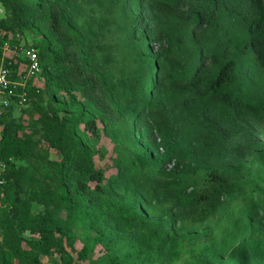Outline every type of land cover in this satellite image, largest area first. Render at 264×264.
<instances>
[{
	"label": "trees",
	"instance_id": "16d2710c",
	"mask_svg": "<svg viewBox=\"0 0 264 264\" xmlns=\"http://www.w3.org/2000/svg\"><path fill=\"white\" fill-rule=\"evenodd\" d=\"M76 5L78 0H0V57L5 46L12 51L5 60L12 77L23 69L25 40L36 36L30 43L41 65L36 77L49 100L41 105L33 99V77L18 91L32 98L43 140L59 154L44 157L32 134L20 135L13 106L2 108L0 246L16 264H41L23 246L22 233H37L44 250L69 242L79 213L109 198L113 184L122 181L120 163L109 175L95 165L106 149L92 147L86 136L112 141V126L129 123L142 151L126 154V180L144 191L148 179L176 178L186 190L194 185L186 175L195 157L218 149L236 130L249 131L252 118L264 115V80L247 85L240 65L247 59L264 74V0H98L91 26ZM154 109L168 111L166 118L155 119ZM185 124L191 134L184 145ZM197 129L201 134H192ZM28 156L46 160L51 173L29 175L27 166H13L11 160ZM204 177L211 186L189 199L198 221L233 180L218 167ZM32 203L43 204V211L33 214ZM59 210L65 213L60 222ZM130 227L138 243L168 228L143 216ZM194 261L208 264L199 256Z\"/></svg>",
	"mask_w": 264,
	"mask_h": 264
},
{
	"label": "rangeland",
	"instance_id": "374dc122",
	"mask_svg": "<svg viewBox=\"0 0 264 264\" xmlns=\"http://www.w3.org/2000/svg\"><path fill=\"white\" fill-rule=\"evenodd\" d=\"M97 3L98 0H78L74 7L89 26ZM3 15L0 7V16ZM99 25L104 26V23ZM35 39V35L28 36L26 47L31 48L30 43ZM6 54L13 55L9 49ZM240 65L247 85L258 86L264 80V74L260 75L247 59ZM32 81L37 92L33 99L37 96L44 105L49 94L45 92L43 80L35 76ZM31 99L27 98L23 105L13 106L11 118L16 122L20 135H33L36 148L44 157L58 159L59 154L43 140L36 122L37 115L30 107ZM167 112L160 109L151 111L157 120L166 118L163 113ZM112 128L115 140L111 141V136L104 135L98 143L88 136L86 140L92 147H105V155H97L95 165L105 169L107 175L117 172L120 163L122 181L113 184L109 198L99 199L79 213L73 226L75 236L69 242L63 241L61 245L44 250L37 233H22L26 238L23 246L35 251L41 264H195V256L207 259L208 264H264V115L252 118L249 131L236 130L219 144L218 149L195 157L186 175L194 185L186 190L181 189L182 180L176 178L148 179L144 191L127 181L126 175L131 169L126 154L136 157L142 148L136 142L129 123L117 122ZM187 130L188 125L185 124L182 132L186 133L181 141L184 145L186 135L191 134ZM196 132L192 134H201L202 129ZM11 162L14 167L27 166L29 175L51 173L46 160L28 156ZM5 167L6 164L0 161V175ZM212 167L223 170L233 180L225 196L214 202L210 214L203 221L194 220L191 215L195 203L189 199L211 186L204 173ZM3 208L4 203L0 200V216ZM43 209V204H31L33 214ZM139 216L156 219L168 228L164 233L138 243L130 232V226ZM64 217L63 210L56 212L58 222ZM0 264H16L1 246Z\"/></svg>",
	"mask_w": 264,
	"mask_h": 264
},
{
	"label": "built area",
	"instance_id": "2783aa9c",
	"mask_svg": "<svg viewBox=\"0 0 264 264\" xmlns=\"http://www.w3.org/2000/svg\"><path fill=\"white\" fill-rule=\"evenodd\" d=\"M6 50H8L7 46L0 57V114L2 108L23 105L27 102V93L24 90L18 91V87H25L27 80L35 77L41 68L35 49L32 47L22 49L21 56L25 58L23 69L18 71L16 77H12L11 69L5 65V60L12 56H8Z\"/></svg>",
	"mask_w": 264,
	"mask_h": 264
},
{
	"label": "water",
	"instance_id": "95a60500",
	"mask_svg": "<svg viewBox=\"0 0 264 264\" xmlns=\"http://www.w3.org/2000/svg\"><path fill=\"white\" fill-rule=\"evenodd\" d=\"M27 234H29V231H27Z\"/></svg>",
	"mask_w": 264,
	"mask_h": 264
}]
</instances>
